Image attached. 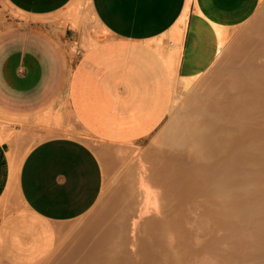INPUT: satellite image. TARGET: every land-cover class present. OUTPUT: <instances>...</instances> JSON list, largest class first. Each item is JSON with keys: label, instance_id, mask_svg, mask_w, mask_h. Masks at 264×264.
<instances>
[{"label": "crops", "instance_id": "crops-1", "mask_svg": "<svg viewBox=\"0 0 264 264\" xmlns=\"http://www.w3.org/2000/svg\"><path fill=\"white\" fill-rule=\"evenodd\" d=\"M82 2L0 0V116L18 133L0 138V200L16 190L50 223L75 221L99 201L104 173L91 144L138 145L159 132L179 80L216 63L217 28L243 26L262 0H91L100 33L65 25ZM71 30L80 39L66 49ZM29 138L36 143L19 162L17 142ZM43 244L55 246L51 236Z\"/></svg>", "mask_w": 264, "mask_h": 264}, {"label": "bare ground", "instance_id": "bare-ground-1", "mask_svg": "<svg viewBox=\"0 0 264 264\" xmlns=\"http://www.w3.org/2000/svg\"><path fill=\"white\" fill-rule=\"evenodd\" d=\"M187 11L188 6L178 23L179 35L184 32ZM217 33L219 61L228 35L220 28ZM261 67L252 68L242 85L234 82V93L227 88L220 98L209 97L201 104L192 103L182 108L165 137L169 147L183 148L182 151L176 158L172 156L173 159L156 165L152 172L140 160L137 182L142 203L138 218L131 217L130 224H114L108 228L96 243L87 264H117L118 259L115 263L114 259L107 258L106 251L112 252L113 247L123 244L124 240L119 242V238L126 232L132 248L139 246L136 245L139 233L147 238L144 239L149 247L142 249L149 264H227L228 260L231 263L238 259L236 256L242 247L264 251V233L244 234L242 226L244 222L257 223L255 220H259L257 217L264 205L253 193L257 186H264L260 183L264 179V63ZM231 72L234 80V72ZM192 83L187 80L185 87ZM95 222L98 225L101 219ZM210 222L215 226L211 232L213 229L220 234L227 231V236L225 233L222 237H218L219 233L211 235ZM262 222L257 225L264 228ZM225 240L227 245L230 243L226 248L223 247ZM224 248L229 250L230 257L222 255ZM156 249H162L168 256L165 263H158L160 253ZM122 260L120 258L118 264H122Z\"/></svg>", "mask_w": 264, "mask_h": 264}, {"label": "rangeland", "instance_id": "rangeland-1", "mask_svg": "<svg viewBox=\"0 0 264 264\" xmlns=\"http://www.w3.org/2000/svg\"><path fill=\"white\" fill-rule=\"evenodd\" d=\"M76 11V15L66 16L65 25H70L74 29L89 28L95 31H99L100 27H103L99 25L92 11L91 0H83ZM78 34H75L71 30L63 35V44L66 45V49L68 45L74 44L76 40L78 42L80 39L77 37ZM226 34L228 35V41L221 60L217 61L203 75L179 80L170 116L159 132L154 134L145 143L138 145L91 144L96 150L103 167L104 185L99 201L86 215L72 222H46L27 208L18 191L9 190L5 194L0 200V264H87L92 257L96 243L108 228L114 224L128 223L131 217L138 218L142 203V198L139 196V182H137L139 180V175H137L139 172V162L140 160L143 161L145 167L152 172V169L159 163L171 160L179 155L178 153L183 148L169 147L166 144L165 137L172 129V126H174L173 122L179 116L182 108L192 103L201 104L209 97L220 98L223 90L228 88L232 91V89H235L232 87L234 82L242 85L252 68H262L261 66L264 63V0H262L256 15L249 22L235 28L231 32H226ZM172 39L176 43L180 42L175 33L172 34ZM90 42L95 43V40ZM227 70L234 72V80L231 77L232 72ZM187 80L193 81L188 88L185 87ZM232 92L234 93V91ZM12 128H14V124L0 116V138L12 140L18 134ZM61 134L75 135V133L71 132L69 134L67 131L61 132ZM17 143L18 160L21 162L32 146L35 145L36 141L29 138L23 141L19 140ZM172 156L173 158H171ZM262 167H264V164ZM16 170V168L13 169V174L16 173ZM262 181L260 183L263 185L264 179ZM253 193L257 195L259 200L264 202V186H257L253 190ZM260 214L263 219L258 216L257 220L259 219L262 222L264 221V205ZM100 219L101 222L96 225L95 221ZM259 220H255V222L261 224ZM257 223L248 224L244 222L242 224L244 227L243 233L250 234L257 231L258 233H264L261 231L264 228L259 227L261 225H257ZM208 226L209 228L211 226L209 231L215 227L212 222ZM262 226L264 227V224ZM225 232L227 233V231H221V235L218 231L214 233L213 229L212 232L210 231V234L218 235L217 233H219L218 237H222ZM226 233L225 236L228 234ZM126 234H120L121 237H118L120 241L117 240L119 242L124 240L123 244L117 245L113 249L111 248L112 252L110 249H107V258L114 259L115 263L117 259L119 261L120 258H123V260L125 259L127 262H130V264H145L146 262L149 264L146 254L144 255V251L149 247L148 243H145L147 238H145L144 234L139 233L137 236L138 242L136 241V245L138 244L139 246H137V249L133 247L135 250L130 245L129 234H127L128 236ZM47 236H51L55 246L45 251L43 242L47 240ZM127 239L129 240L127 241ZM232 242L231 240V245L233 244ZM226 243L225 240V244L223 245L225 248L230 245V243L228 245ZM228 248L231 250L230 246ZM229 250H222V255L225 253L226 257H230L231 255H228L230 253ZM156 251L157 253L159 251L161 257L163 256L162 259L164 258L162 261L159 256L158 263H165V259L167 258L168 260L166 253L163 254L164 251L162 249H156ZM240 251L236 256L238 259L232 260L233 262L231 261V263L228 260L227 264H258L260 261L259 264L264 263L261 257H264L263 250H251L250 248L242 247ZM254 254L258 258H261L255 259L256 256ZM110 259L108 261H111ZM128 259L130 260L128 261ZM123 260L122 264H126L127 262ZM219 264H223V262Z\"/></svg>", "mask_w": 264, "mask_h": 264}]
</instances>
